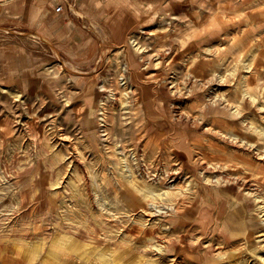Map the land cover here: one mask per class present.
Listing matches in <instances>:
<instances>
[{"label": "rangeland", "instance_id": "obj_1", "mask_svg": "<svg viewBox=\"0 0 264 264\" xmlns=\"http://www.w3.org/2000/svg\"><path fill=\"white\" fill-rule=\"evenodd\" d=\"M106 1L0 0V264H264V0Z\"/></svg>", "mask_w": 264, "mask_h": 264}, {"label": "crops", "instance_id": "obj_2", "mask_svg": "<svg viewBox=\"0 0 264 264\" xmlns=\"http://www.w3.org/2000/svg\"><path fill=\"white\" fill-rule=\"evenodd\" d=\"M103 1V0H102ZM145 1H148V0H145ZM92 2V0H91ZM105 3H108L106 0H104ZM100 8H107L106 5L104 7L100 6Z\"/></svg>", "mask_w": 264, "mask_h": 264}]
</instances>
